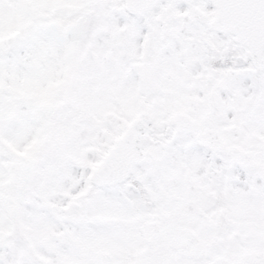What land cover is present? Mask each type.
<instances>
[{
	"label": "snow or ice",
	"instance_id": "1",
	"mask_svg": "<svg viewBox=\"0 0 264 264\" xmlns=\"http://www.w3.org/2000/svg\"><path fill=\"white\" fill-rule=\"evenodd\" d=\"M0 264H264V0H0Z\"/></svg>",
	"mask_w": 264,
	"mask_h": 264
}]
</instances>
